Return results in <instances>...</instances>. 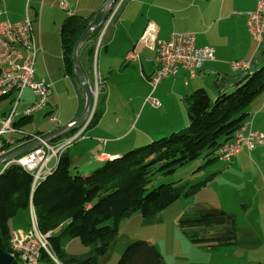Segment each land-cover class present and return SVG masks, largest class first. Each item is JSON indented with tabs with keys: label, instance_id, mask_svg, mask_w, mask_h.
<instances>
[{
	"label": "crops",
	"instance_id": "0c3cea01",
	"mask_svg": "<svg viewBox=\"0 0 264 264\" xmlns=\"http://www.w3.org/2000/svg\"><path fill=\"white\" fill-rule=\"evenodd\" d=\"M66 2L73 14L90 21L105 0H66ZM256 3L257 0H124L110 19L108 26L102 29L104 30L102 43L98 49L95 47V56L98 52L97 67L94 58L91 69L89 68L85 56V43L81 44L77 51L85 76L94 80L95 73L98 77L94 110H100L101 114L94 126L86 128L87 124H85L77 128L81 132L74 137L80 139L65 150L72 164L80 171H86L105 161L100 153L119 157L125 151L143 145L151 139L184 129L188 123L184 100L186 95L194 89L204 88L214 99L217 94L214 84L217 81L235 83L246 73L256 70L252 68L259 67V63L264 59V52L260 58L257 57L258 51L261 48L264 50V35L258 42L249 33L246 24V12L255 10ZM0 9L2 19L16 23L28 16L31 21L36 44L40 47L34 63L40 59L46 74L36 75L34 70V78L50 79L53 83L47 105L49 97L56 94V83H59L60 88L61 82L64 84L68 80L76 89L75 79L64 73L59 31L68 13L58 6L57 0H0ZM99 20L100 16L97 17L95 24ZM149 23L155 25L159 40H167L172 33H194L196 46L212 47L215 59L204 63L193 77L189 76L187 70L179 68L176 73L167 76L155 89H152L147 79L155 75L159 63L155 59V50L140 42ZM102 30L100 29L99 33ZM132 51L136 54L130 56ZM233 60L249 61L250 68L234 71L230 67V61ZM47 62L61 65L62 75L53 68L52 78L46 66ZM262 66L264 65L260 67ZM34 98L31 90L28 97H24L22 93L19 108L30 104ZM150 98L157 99L159 106L153 107ZM5 99L10 102V98H1L0 102ZM56 107L59 121L48 132L70 124L82 108L79 102L76 106L67 101H62L61 104L58 101L52 104L50 109H42L29 118L31 120L35 115H39L44 119L46 116L51 122L49 115ZM4 112L6 110L0 113V118ZM248 114L246 122H249V125L245 132L252 129L264 134V91L253 100ZM17 116L19 117L15 119ZM17 116L12 120L16 130L5 134L6 137L13 139V142L2 145V149L4 147L5 150L14 149L33 140H28L26 138L28 135H44L41 132L43 128L40 127L36 130H26L24 126L30 120L21 127H15V121L26 118L21 114ZM57 159L52 158L48 161V169H53ZM208 165L215 169L218 176L214 183H208L202 188L217 184L219 189L223 186L234 191L233 198L225 200L221 206L208 203L204 206L222 209L235 216L237 241L236 244L225 248H233L241 252V259L239 257L235 264L249 262L264 264V141L251 151L243 149L228 161L215 158ZM233 204L239 209L243 218L241 223L237 221V212L224 206ZM163 212L164 210L158 217L161 220L164 216ZM29 228L30 226L20 229L27 231ZM12 233L13 230L11 235ZM149 242L161 254L160 247L151 240ZM213 249L222 251L224 247L204 250L212 254ZM107 252L100 257L107 256ZM245 252H251L250 261L246 258V254L244 257ZM259 252H263L262 256H259ZM92 254L93 246L92 250L90 252L88 250L83 256L64 253L62 260L67 261L69 258L80 260ZM162 257L165 260V256ZM14 259L18 264H22L16 257ZM209 259L212 263L213 255H210ZM38 264H56V262L52 258L40 257ZM72 264L76 263L72 262Z\"/></svg>",
	"mask_w": 264,
	"mask_h": 264
},
{
	"label": "trees",
	"instance_id": "16d2710c",
	"mask_svg": "<svg viewBox=\"0 0 264 264\" xmlns=\"http://www.w3.org/2000/svg\"><path fill=\"white\" fill-rule=\"evenodd\" d=\"M88 22L82 16L69 15L59 31L64 73L77 82L71 52ZM98 33L99 30L93 32L83 41L90 69ZM214 86L217 90L214 99L204 88L194 89L185 96L188 124L183 130L131 148L119 157L107 158L87 174L72 164L65 151L52 171L35 186L30 173L20 165L6 167L0 172V248L10 252V221L20 210L27 218L32 205L38 229L43 234L50 232L48 240L59 261L64 257L61 248L64 239L79 238L83 244L93 246V254L80 260L69 258L65 263L96 264L97 258L108 251L123 217L139 212L144 218H153L181 195L189 196L206 186L212 180V173L185 191L176 182L147 189L156 174H171L202 153L207 157L206 164L217 158L216 149L233 138L246 121L251 103L264 91V66L246 73L235 83L220 80ZM100 114L95 109L86 128L94 126ZM29 120V117L21 118L14 126L21 127ZM77 130L64 137L72 136ZM178 225L188 229L183 232L191 242L206 248L231 246L237 241L235 216L222 209H196L183 214ZM41 255L49 258L44 251ZM116 264L165 262L151 242L136 240L125 245Z\"/></svg>",
	"mask_w": 264,
	"mask_h": 264
},
{
	"label": "built area",
	"instance_id": "2783aa9c",
	"mask_svg": "<svg viewBox=\"0 0 264 264\" xmlns=\"http://www.w3.org/2000/svg\"><path fill=\"white\" fill-rule=\"evenodd\" d=\"M124 0H116L112 6L110 16L104 26L106 28L114 13L118 10ZM58 6L66 10L67 16L73 15L68 8L66 0H57ZM2 10L0 9V15ZM247 29L254 39L258 42L264 35V0H257L256 8L253 11L246 12ZM103 28V29H104ZM102 30V29H101ZM104 30L99 33L95 41V47L98 49L102 43ZM140 42L155 50L156 61L159 63L155 75L147 79L148 84L155 87L167 76L176 73L179 68L188 71L189 76H195L197 70L209 61L215 59L214 49L210 46H196L194 33H172L167 40L157 39V29L154 24L149 23L140 38ZM40 47L37 46L31 21L28 16L21 22H10L0 18V65L4 68V76L0 78V99L10 98V107L0 118V143L2 139H13L6 137L16 129L12 125V118L17 116V110L24 108H35V113L44 109L48 103L49 92L53 89V83L50 79L34 78V59ZM136 54L134 51L130 56ZM249 61L233 60L230 61V67L234 71L248 70ZM95 90L97 91L98 77L94 73ZM25 87H32L34 100L26 106L20 107L21 95ZM154 107L159 106L157 99L150 98ZM31 117V116H30ZM50 120L56 126L58 124V108L49 115ZM249 122H244L237 129L231 140L220 145L215 154L218 159L228 161L243 149L253 150L264 141V134L259 131L246 128ZM30 139H40L41 135H29ZM75 137L61 140L57 143L42 141L40 145L31 149L26 154L19 156L25 162H30V175L32 176V186L43 179L51 169H48L47 163L50 159H57L71 144ZM102 158L108 157V154L101 153ZM33 207L29 206L28 221L29 230L13 231L10 239V255L16 257L22 264H38L41 253L44 251L47 257L54 259L56 264L59 262L52 253V247L48 236L50 232L42 234L38 227H32L30 224V213Z\"/></svg>",
	"mask_w": 264,
	"mask_h": 264
},
{
	"label": "rangeland",
	"instance_id": "374dc122",
	"mask_svg": "<svg viewBox=\"0 0 264 264\" xmlns=\"http://www.w3.org/2000/svg\"><path fill=\"white\" fill-rule=\"evenodd\" d=\"M110 13H111V11H110ZM109 16H110V14H109ZM263 52H264V50L261 48V50H259L257 53V57L260 58L261 54ZM94 58H95V61H96L95 64L97 67L98 52L96 53V56L94 54ZM34 64H35L34 70L36 71V75H46L45 71L43 69L42 61L40 59H37ZM259 64H260V65H258L259 67H257V68L253 67L252 69H258V68H260L261 65H264V59ZM46 66L49 69V72H50V75L52 78L54 77L53 71H52L53 68L56 69L57 73L62 75L61 65L59 66L55 62H53L52 64H49L47 62ZM67 81L68 80H66L64 82V84H62V82H61L60 88L58 87L59 83L55 84L56 94H55V96L49 97V104L44 109H50V107H52V104H56V103H58V101L60 104L62 101H67L69 104H71V105L75 104L76 106L79 102L80 106H82V108H83V106H84V100H83L84 99V93H83L81 86L78 84L76 79H75V82L77 83L76 89L73 88V86H71L69 81L68 82ZM29 94H30V89L26 88L23 91L24 97H28ZM78 98H79V100H78ZM21 105H22V103H21ZM152 106H153V104H152ZM9 107H10V104L8 103V99L1 101L0 102V113L3 110H8ZM82 108H81V110H82ZM77 116H76V118H77ZM18 117L19 116L15 117V119H17ZM44 117L45 118L43 119V118H40L39 115H35L24 127L26 128V130H36L38 127H40V128H43L41 130V132H43L42 134H46V132H48L49 129L55 127V125L53 124L52 121L49 122L48 118L46 116H44ZM91 117H90V119H91ZM186 117H187V114H186ZM39 119H40V121H38ZM187 120H188V118H187ZM186 124H188V123H186ZM254 131H257V130H254ZM80 132H81L80 130H77L70 137H74L77 133H80ZM68 135H71V134H68ZM70 137H62V138L57 139V141L55 140V142L52 141L51 143H57V142L61 141V139L65 140V139H68ZM158 138L159 137H156L155 139H158ZM79 139L80 138L77 139V137H75L74 140L71 142V144L68 146V148L71 145L73 146L74 144H76ZM155 139H151L150 141L155 140ZM150 141H148V142H150ZM139 146H141V145H139ZM136 147H138V146H136ZM136 147H133V148H136ZM10 151H12V149L5 150L3 153L0 154V157H2L3 155H5L6 153H8ZM26 153H24V154H26ZM24 154H22V155H24ZM22 155H20V156H22ZM100 155H101V153H100ZM18 157L19 156L15 157L13 159H16ZM13 159H11V160H13ZM103 159L107 160V156H104ZM11 160H8V161H11ZM206 160H207V157H205V154L202 153L196 159L189 161L186 164L178 167L171 174L164 175V174L158 173L154 176L153 180L148 184L147 189L149 190L151 188H154L161 183L176 182V184L181 185L182 189L185 191L189 188V186L203 180L206 176H208L211 173H213V176H212V180L209 183H214L216 181L215 178L218 176V173L215 171V169H213V167H210L208 165L209 163L206 164ZM4 163H6V162H4ZM48 164L49 163H47V166H48ZM101 165H102V162L99 165H95L94 167H90V169H87L86 171H84V174L91 172L92 170H94L95 168H97ZM1 167L2 166H0V169H1ZM51 171H52V169H51ZM214 171L216 173H214ZM233 196H234L233 189H231L229 187H223V186H221V188L219 189L217 184H215V185H211V186H208L205 188H200V190L198 192H194V193L190 194L189 196L181 195L173 203L169 204V206H167V208L163 209L164 210V212H163L164 216H163L162 220L160 218H158L160 216V212L158 214H156L153 218H144V217H142V215L139 212H135L128 217L127 216L123 217L118 223V232H117L116 236L113 238V240L109 244V252H107V256L99 257L96 260V264H116V260H118L121 252L123 251V249L126 245L125 242H127L128 240L134 241L137 239L148 240V241L151 240V241L155 242L160 247L159 250L161 251V254L163 256H165L164 262L166 261L167 264H235L237 262V260H239V257L241 259V252H238L233 248H225L224 247V249L222 251L221 250L217 251V249H213L212 254H211L209 251L204 250V249H207L206 246H204L200 243L191 242L190 239L183 232V230H185V232H187L188 229L187 228H185V229L180 228L178 225V219L183 214H188V213L196 211V209H201L207 203L210 205L216 204L217 206H221L222 202H224L225 200H228L230 198H233ZM188 197H191V198L189 200H186ZM184 206H186L185 211H183ZM224 206H226L229 210H231L233 212H237L236 213L237 214V221L239 223H241L243 221V218L241 217V215L239 213V209L234 204L233 205H224ZM28 226H29L28 215L26 218L25 212L22 210H20L17 213V215L10 221V227L13 231L14 230H22L20 228L25 229ZM61 248L63 249L64 253L69 254L71 256H80V255L83 256L88 252V250H89V252L92 250L91 245L83 244L82 242H80L79 238L64 239ZM261 253H263V252H259V256H262ZM9 254H10V252H9ZM245 254H246V258L248 259V261H250L252 259L251 252H245L244 257H245ZM53 255H54V253H53ZM210 255H213L212 263H211V260L209 259ZM54 257L56 258L55 255H54ZM62 262H63V264H66L65 263L66 261L62 260ZM242 262H243V260H242ZM248 264H255V263L249 262ZM257 264H259V263H257Z\"/></svg>",
	"mask_w": 264,
	"mask_h": 264
},
{
	"label": "water",
	"instance_id": "95a60500",
	"mask_svg": "<svg viewBox=\"0 0 264 264\" xmlns=\"http://www.w3.org/2000/svg\"><path fill=\"white\" fill-rule=\"evenodd\" d=\"M116 0H105V2L95 11L93 18L88 22L86 28L82 31L75 44L73 45L71 52V61H72V70L77 77L79 85L81 86L84 93V106L75 120L70 124L61 126L57 129H54L44 135H41L40 139L31 140L21 146H18L12 151L6 153L0 157V165L8 160H11L17 156H20L36 146L40 145L42 141L52 142L59 138H62L68 134H71L78 127L84 126L88 123L90 117L95 108V83L93 79H88L78 58V48L83 43V41L93 32L103 29L107 19L109 17L112 6ZM100 16V20L95 24L97 17ZM0 264H18V262L8 253L0 248Z\"/></svg>",
	"mask_w": 264,
	"mask_h": 264
},
{
	"label": "bare ground",
	"instance_id": "6f19581e",
	"mask_svg": "<svg viewBox=\"0 0 264 264\" xmlns=\"http://www.w3.org/2000/svg\"><path fill=\"white\" fill-rule=\"evenodd\" d=\"M249 68H250V65H249ZM2 76H4V68H2V66L0 65V78ZM26 88H29L32 92V87H25V89ZM18 114H21L23 117L33 116L35 114V108H24L21 110H17V115ZM13 119L14 118H12V120ZM12 125H13V122H12ZM4 144H10V139H2V142L0 143V154L5 151V149H2V145H4ZM107 158H112V156L108 155ZM10 164L20 165L25 171L30 172V162H25L24 159H19V157L16 159H13L11 161H8L6 163L1 164L0 166H2V167L0 169V172H2ZM30 224L32 225V227H38V221H37V217H36V214L34 212V209H33L32 213H30Z\"/></svg>",
	"mask_w": 264,
	"mask_h": 264
}]
</instances>
